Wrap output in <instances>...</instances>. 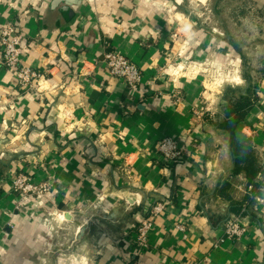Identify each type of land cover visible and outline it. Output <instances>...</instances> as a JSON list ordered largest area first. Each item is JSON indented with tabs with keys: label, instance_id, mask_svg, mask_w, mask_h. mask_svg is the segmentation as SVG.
Segmentation results:
<instances>
[{
	"label": "crops",
	"instance_id": "obj_1",
	"mask_svg": "<svg viewBox=\"0 0 264 264\" xmlns=\"http://www.w3.org/2000/svg\"><path fill=\"white\" fill-rule=\"evenodd\" d=\"M205 1L0 0V29L14 19L23 62L43 74L36 92H24L0 54V264H76L80 256L88 264H264V184L241 216L246 233L216 244L250 188L243 174L229 175L227 137L193 113L202 107L213 119L227 86L253 83L256 100L235 133L251 141L264 180V59L242 74L240 49L215 12L202 11ZM186 20L191 40L180 30ZM111 49L147 78L163 74L129 87L102 65ZM168 62L178 64L171 74ZM165 136L184 149L175 161L156 150ZM17 172L49 184L46 203L19 198ZM127 197L135 201L116 220L104 218ZM154 201L165 207L143 247L136 227Z\"/></svg>",
	"mask_w": 264,
	"mask_h": 264
},
{
	"label": "built area",
	"instance_id": "obj_2",
	"mask_svg": "<svg viewBox=\"0 0 264 264\" xmlns=\"http://www.w3.org/2000/svg\"><path fill=\"white\" fill-rule=\"evenodd\" d=\"M23 51L24 35L14 19L12 17L8 18L0 29L1 64L3 67L13 72L19 89L24 92H36L38 89V81L43 78V74L23 62ZM101 61L109 76L122 80L129 87L143 84L150 87L154 84V79H157L160 77V74H163L160 70L154 77H145L142 68L130 60L124 52L118 49L105 51ZM166 64L167 66L164 73L167 72L171 74L178 68V64L174 62H168ZM204 109L205 108L200 107L198 110H193V113L199 118L205 116L211 118L214 116L212 112H205L207 110ZM156 150L164 160L169 161L177 160L184 152L179 141L169 136L162 137L157 141ZM11 187L21 200L36 198L42 203H46L50 196V186L47 182L33 181L32 177L25 172L12 173ZM257 200L262 201L261 198H257ZM164 207L165 204L162 201H154L149 210V214L143 216L139 220L134 236L136 244L143 247L147 246L152 218L158 216ZM52 214L53 220L54 216H56V218L62 216L60 212L56 215L54 213ZM47 222L49 223V219ZM176 228L180 231H184V227L181 224H177ZM246 230L247 226L245 222H243L242 217L232 214L223 222L222 236L218 239L216 244L222 242L223 239L239 238L246 233ZM192 264H199V262H193Z\"/></svg>",
	"mask_w": 264,
	"mask_h": 264
},
{
	"label": "trees",
	"instance_id": "obj_3",
	"mask_svg": "<svg viewBox=\"0 0 264 264\" xmlns=\"http://www.w3.org/2000/svg\"><path fill=\"white\" fill-rule=\"evenodd\" d=\"M247 78L249 81V76ZM253 87L254 84L249 82L246 87L228 86L225 90L224 104L221 106V112L213 119L212 117L208 118V121L228 139L232 159V169L229 175L243 174L247 187L250 188L244 199L235 202L232 206V214L238 216L247 214V210L252 207L251 200L255 195L260 194L261 186L264 184V180L260 179L262 165L256 159L251 141L248 139L240 140L235 133L237 125L244 119L246 113L256 100V96L253 94ZM224 188H228L227 182Z\"/></svg>",
	"mask_w": 264,
	"mask_h": 264
},
{
	"label": "rangeland",
	"instance_id": "obj_4",
	"mask_svg": "<svg viewBox=\"0 0 264 264\" xmlns=\"http://www.w3.org/2000/svg\"><path fill=\"white\" fill-rule=\"evenodd\" d=\"M200 8L208 14L215 12V23L228 29L240 49L237 69L244 75L256 70L264 59V0H206ZM210 21L206 22L208 26ZM215 77L218 73L212 74V80ZM227 83L234 84L233 81H223L222 87Z\"/></svg>",
	"mask_w": 264,
	"mask_h": 264
},
{
	"label": "water",
	"instance_id": "obj_5",
	"mask_svg": "<svg viewBox=\"0 0 264 264\" xmlns=\"http://www.w3.org/2000/svg\"><path fill=\"white\" fill-rule=\"evenodd\" d=\"M56 1H61V2H65L66 5H69V4H73L75 2H77L78 0H56ZM64 5L63 7L64 8H67L68 6ZM135 201V198H126L125 201L119 205V206H114L112 207L105 215H104V218H107L109 220H116L118 218V216H120V214L125 211L128 206L130 204H133ZM83 227L80 228L79 230V234L78 235H81L82 234V231H83Z\"/></svg>",
	"mask_w": 264,
	"mask_h": 264
},
{
	"label": "clouds",
	"instance_id": "obj_6",
	"mask_svg": "<svg viewBox=\"0 0 264 264\" xmlns=\"http://www.w3.org/2000/svg\"><path fill=\"white\" fill-rule=\"evenodd\" d=\"M194 24L191 21L186 20L185 23L181 27V31L186 34L188 37V40H191V37L193 35ZM76 264H88V259L86 256H80L78 260L76 261Z\"/></svg>",
	"mask_w": 264,
	"mask_h": 264
}]
</instances>
